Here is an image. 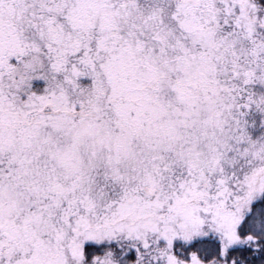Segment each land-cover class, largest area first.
<instances>
[{"label":"snow or ice","instance_id":"1","mask_svg":"<svg viewBox=\"0 0 264 264\" xmlns=\"http://www.w3.org/2000/svg\"><path fill=\"white\" fill-rule=\"evenodd\" d=\"M0 264H264V0H0Z\"/></svg>","mask_w":264,"mask_h":264}]
</instances>
